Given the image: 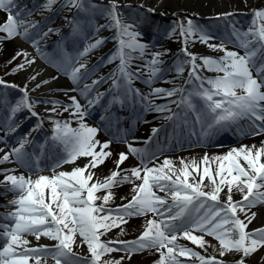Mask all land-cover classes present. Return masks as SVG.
<instances>
[{"label":"snow or ice","instance_id":"1","mask_svg":"<svg viewBox=\"0 0 264 264\" xmlns=\"http://www.w3.org/2000/svg\"><path fill=\"white\" fill-rule=\"evenodd\" d=\"M162 2L0 0V53L18 42L2 65L4 75L26 74L22 85L0 77V166H16L0 167L6 200L0 205V264H131L143 253L157 257L152 264H264V3L241 0L246 12L209 17L224 22L217 36L176 12L170 24L160 25L155 14ZM238 15L251 16L247 30L233 20ZM57 18L61 24L54 26ZM145 27L154 33L151 43L141 42ZM109 39L111 53L89 67L90 55ZM165 42L179 47L172 52ZM197 43L217 55L193 51ZM109 64L115 67L97 75ZM61 76L69 86L30 95ZM8 89L18 93L14 103ZM58 92L64 100L55 98ZM96 106L105 115L100 126H89ZM18 114L35 123L10 144L24 122ZM149 114L160 126L137 140L138 125L153 123ZM45 121L50 135L40 143L33 134ZM109 121L115 135L111 124L105 126ZM224 132L259 139L221 155H167L183 151L185 143L208 148ZM134 218L143 219L134 229L139 234L123 239ZM82 246L86 253L73 250Z\"/></svg>","mask_w":264,"mask_h":264},{"label":"bare ground","instance_id":"2","mask_svg":"<svg viewBox=\"0 0 264 264\" xmlns=\"http://www.w3.org/2000/svg\"><path fill=\"white\" fill-rule=\"evenodd\" d=\"M123 1V0H122ZM131 1H136L139 2V0H131ZM146 2L151 3V4H155L157 3V0H146ZM166 2H170L173 5V9H175L176 11H187L190 13H195V14H202L203 13V8L205 6H208L210 4H214L215 8H214V12L216 11H222L223 9L226 10H233V9H244L242 6V2L241 0H163L162 5H164ZM261 3H264V0H249V6L252 5H260ZM161 7V6H160ZM18 46V42H9L4 46V51L2 53V57H10L12 54H14V51L16 49V47ZM19 46H23L25 48H28L29 51H32V49L26 45L23 44V42H19ZM109 44H106L103 48H102V52L104 51H109ZM193 51H200V48L195 45L192 49ZM173 52V51H172ZM99 52H96L95 56L98 55ZM38 66L43 67V65L40 64V62H37ZM48 72H52L54 73V70L52 69H48ZM105 71L104 70H100L99 72H97V75H104ZM47 75V73L45 74ZM14 79L7 77L5 80L6 81H10V82H14L17 84H23L24 79L26 78V74L25 73H20L17 75L13 76ZM95 78V77H93ZM167 78H171V77H167ZM139 83V84H138ZM138 83H136V87H140L142 89H144L145 91H147L148 89L146 88L145 85H141V83L138 81ZM70 85V82L63 76L60 77L59 81H53L52 84L45 86L44 88H42L41 90L35 92V93H30L31 95L34 96H40L42 93H44L45 95L46 90L48 87H67ZM141 85V86H140ZM160 85H165L167 86L168 84H164V83H160ZM156 86V85H155ZM31 87V85H30ZM157 87V86H156ZM105 88L99 90V91H104ZM8 98L10 100L11 103L15 102V99L18 97V93L16 92V90L13 89H8ZM75 94V93H74ZM55 98L58 99H65L63 96V93H55L54 94ZM6 111V110H5ZM114 111H118L120 115H123V111H120L117 108H114ZM22 118V117H20ZM147 119L149 121H152V124H143L141 123L140 126H138V131L136 133V137H140L143 136V133L145 131V129H148L150 126H154L158 123H160L159 120L156 119L155 114H149L147 116ZM98 120V119H97ZM100 124V123H98ZM31 129V128H30ZM0 135H3V133H0ZM101 135H103V132L101 133ZM10 138V137H9ZM8 138V140H9ZM103 139H107V138H103ZM259 138H256V140L254 141L253 139L249 138V139H240V138H235L234 140H232L229 144H225V143H220L218 141H214L213 145L208 147V148H202V147H196V146H192L189 147L187 143L184 144V150L181 151L179 149H177L175 152H169L167 153V155L170 158L176 159L180 156H184V157H200L204 154L205 151L208 152V154L211 155H221L225 152H227L231 147H238L240 144H252L253 142H258ZM9 143H11V140H9ZM222 145V146H221ZM0 147H5L4 144H0ZM6 150H10V149H6ZM162 159V158H161ZM0 167H16L15 165H3ZM214 167V165H213ZM23 171V170H21ZM103 171H106V169H103ZM19 174V173H18ZM45 174H50V173H45ZM0 179H2V177H0ZM128 191V187L125 186L122 189L118 190V195H123L124 193H126ZM0 192H3V189L0 188ZM12 195L9 194L8 199H11ZM236 199H239V195L236 194L235 197ZM119 199L117 198L116 201H118ZM6 203V200L4 197L0 196V205ZM120 203V202H119ZM4 209L0 208V211L2 212ZM143 223V219L142 218H134L132 219L129 224L126 226L128 229V234L125 235L124 237H122L123 239H133L135 238L136 235H138L139 233L137 231H134V229L139 228V226ZM256 226H259L258 224ZM116 231V230H115ZM115 231L112 232L111 235L114 236ZM29 239L31 240L32 238L29 237ZM210 239V238H209ZM42 243H49L46 239L42 238L41 240ZM32 243H35L34 240H32ZM182 243H187L189 244V246L195 248V246L190 245L189 242L186 241H182ZM199 250V249H196ZM211 251V249H209V252ZM81 252L82 253H86L87 249L86 246H82L81 248ZM117 258L119 257V255L121 254H114ZM157 258L154 255H150L148 253H143V254H137L134 255L131 261V264H152L153 259ZM181 259H185L184 257H181ZM49 264H52V261L49 260Z\"/></svg>","mask_w":264,"mask_h":264},{"label":"rangeland","instance_id":"3","mask_svg":"<svg viewBox=\"0 0 264 264\" xmlns=\"http://www.w3.org/2000/svg\"><path fill=\"white\" fill-rule=\"evenodd\" d=\"M29 2H30V0H29ZM122 2H126V3H129V4H132L134 7H135V3H138V2H136V1H131V0H123ZM242 5H243V3H242ZM215 5L214 4H210V5H208V6H205L204 8H203V13L202 14H198V15H192L193 13H190V12H187V11H176L175 9H173V5H172V3H170V2H166L164 5H162L161 7H158L157 8V12L159 11V10H161V11H164V13H165V15L161 18L162 20H156L157 22H159V24L160 25H168V24H170L171 23V21H172V19H174L173 17H172V13L173 12H176L177 14H178V16H180V17H183V16H185V15H188L190 18H192V19H194V20H196L199 24H201V25H205V26H210V27H212V31L217 35V36H222L223 34H224V22H221V21H219V20H210V19H208L209 17L208 16H211L212 14H213V12H214V7ZM244 9H240V11H247V8H245L244 7V5L242 6ZM225 9H223L222 11H224ZM226 11H228V10H226ZM229 11H231V10H229ZM156 12V13H157ZM155 17H156V15H155ZM161 17V16H160ZM207 17V18H206ZM241 17H243V19L244 20H241ZM233 20H236L237 22H238V24H237V26L239 27V26H243V29L244 30H247V27L250 25V22H251V16L249 15V16H236V17H233ZM56 23H59V24H61V20L59 19V18H57L56 19ZM142 31L144 32V37H143V39H142V41L141 42H144V43H151L152 42V40H153V36H154V33L149 29V28H147V27H145V28H143L142 29ZM102 35L103 36H109L110 35V33L108 32V31H103V33H102ZM112 40L111 39H109L105 44H108V42H111ZM215 43H220V41L219 40H216V41H214ZM104 44V45H105ZM103 45V46H104ZM199 48H200V51L199 52H201V53H207V54H210V55H217V53H211V52H209V50L207 49V47L206 46H204V45H202V44H199V43H197L196 44ZM103 46L101 47V48H103ZM165 46L166 47H168V48H170L172 51H176V49L178 48V44H175V43H171V42H165ZM227 47L229 48V50H236V49H234L233 47H232V45H227ZM101 48H99L98 50H96V51H101ZM113 50V49H112ZM112 50H110L108 53H105L104 54V56H102V57H104V58H106L107 57V55H109L110 53H111V51ZM95 51V52H96ZM95 52H93V53H95ZM92 53V54H93ZM91 54V55H92ZM241 54H243V53H241ZM90 55V56H91ZM219 55H222V53H220ZM7 58H10V57H2V53H0V77H2L4 80L7 78V77H10V78H12V79H14L13 78V76L14 75H4V73L7 71V69L6 68H4V67H2V65L4 64V61L7 59ZM92 61V59H91V57H89V67H91V65L93 64V63H96V62H91ZM108 66V65H107ZM105 67V66H104ZM104 67H100L99 68V70H101V69H103ZM110 68H108V70H109ZM98 70V71H99ZM89 83L91 82L90 80L88 81ZM105 87H108V84L106 83V84H103V85H101L100 86V88H99V90H101V89H103V88H105ZM157 87H165V86H161V85H157ZM169 87H171V85L169 86ZM18 98V97H17ZM106 100H104V102L103 103H105L106 104ZM162 102H164V101H157V103H162ZM50 107V106H49ZM101 109H102V107L100 106V107H98V109H96V108H94L93 109V114L94 113H96V112H98V111H101ZM103 110V109H102ZM5 112V111H4ZM4 112H3V114H4ZM125 113V112H124ZM108 115L109 116H111V113H108ZM125 115V114H124ZM65 116H67V114H65ZM88 124H89V126H91V122H89L88 120L86 121ZM45 123V125L47 126V127H50V125L48 124V122L47 121H45L44 122ZM76 125L75 124H73V127H75ZM222 134V133H221ZM45 135H50V131H48V130H41V131H39L38 132V135H37V141L38 142H40V143H43V141H44V138H45ZM19 136H23L22 134L21 135H18V137ZM217 137H222V136H217ZM234 137H236V136H234ZM15 143H16V139H15ZM120 202V200H118V201H116V203H119ZM4 211V210H3ZM2 211V212H3ZM1 212V211H0ZM113 231H115V229L113 230ZM74 251H79V252H81V248L80 249H76V248H74L73 249Z\"/></svg>","mask_w":264,"mask_h":264}]
</instances>
